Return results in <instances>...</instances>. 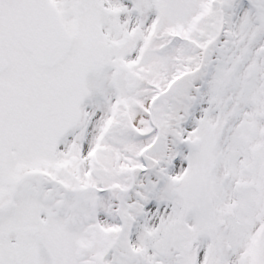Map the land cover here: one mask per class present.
Returning <instances> with one entry per match:
<instances>
[{
  "label": "snow or ice",
  "instance_id": "6c2138e0",
  "mask_svg": "<svg viewBox=\"0 0 264 264\" xmlns=\"http://www.w3.org/2000/svg\"><path fill=\"white\" fill-rule=\"evenodd\" d=\"M0 264H264V0H0Z\"/></svg>",
  "mask_w": 264,
  "mask_h": 264
}]
</instances>
